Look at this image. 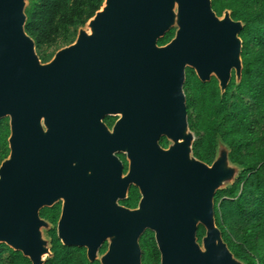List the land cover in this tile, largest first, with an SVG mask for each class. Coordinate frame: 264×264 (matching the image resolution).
<instances>
[{
    "label": "water",
    "instance_id": "95a60500",
    "mask_svg": "<svg viewBox=\"0 0 264 264\" xmlns=\"http://www.w3.org/2000/svg\"><path fill=\"white\" fill-rule=\"evenodd\" d=\"M27 6L0 0V121L8 118L10 129L0 164V244L46 264L53 253L42 227L50 223L40 210L62 201L57 237L86 247L90 262L142 264L140 239L151 231L160 264H244L224 241L214 209L216 192L243 168L220 139L212 164L194 156L183 90L187 67L203 83L214 77L221 94L233 70L241 81L243 22L229 10L218 16L212 0H104L74 43L42 62L25 30ZM172 28L173 39L158 45ZM117 113L128 171L108 193L106 176H68L90 169L70 154L68 133ZM131 185L140 192L136 208L111 203ZM105 240L109 248L98 257Z\"/></svg>",
    "mask_w": 264,
    "mask_h": 264
},
{
    "label": "trees",
    "instance_id": "16d2710c",
    "mask_svg": "<svg viewBox=\"0 0 264 264\" xmlns=\"http://www.w3.org/2000/svg\"><path fill=\"white\" fill-rule=\"evenodd\" d=\"M104 0H28L26 32L38 48L71 44L79 28L103 6ZM213 10L221 15L225 8L232 18L243 22L242 77L229 83L220 93L217 80L201 82L195 71H186L187 110L195 112L193 126L200 138L193 144V154L212 164L220 139L230 148L231 162L243 170L229 188L218 190L214 197L216 225L236 258L244 264H264V0H214ZM162 39L160 43H164ZM48 55H43L45 62ZM10 134L7 119L0 121V164L9 155ZM140 198L133 191L130 204ZM59 207L45 208L42 216L56 224ZM205 234L198 228L199 240ZM53 257L46 264H100L89 262L82 249L64 246L56 229L49 232ZM142 264H160L154 234L147 231L141 240ZM8 254V260L2 259ZM0 264H31L21 252L0 244Z\"/></svg>",
    "mask_w": 264,
    "mask_h": 264
},
{
    "label": "flooded vegetation",
    "instance_id": "af4514ba",
    "mask_svg": "<svg viewBox=\"0 0 264 264\" xmlns=\"http://www.w3.org/2000/svg\"><path fill=\"white\" fill-rule=\"evenodd\" d=\"M212 0V4H213ZM225 10L230 11V15L232 18V11L228 8H225L221 15L222 16ZM232 20H235L232 18ZM176 34V29L172 28L166 32V34L159 38L158 45L163 46L168 44L173 37ZM167 40L164 43H160L162 39ZM189 67L186 68V71ZM235 79V70L232 71V80ZM218 82V81H217ZM230 82V83H231ZM219 87V86H218ZM122 114L117 113L115 115H108L104 116L101 119L94 118L93 124L88 126H82V128H79L82 132L81 133H75V126H72L71 132L68 133V144H69V151L72 157H76L78 160L83 161L84 163H88L90 166V169L85 174H76L72 173L68 176H106L108 181H106L104 190L108 193L115 192L117 190V176H126V173L128 171V160L126 153L122 150V137L121 133L117 131L116 123L122 120ZM101 122V123H99ZM44 131L46 128H43ZM160 144L162 147L167 148L169 146V142L166 137L160 138ZM123 166V172L118 173L117 169L118 166ZM105 166L107 169V172H101L99 171L100 167ZM94 170V171H93ZM133 191H137L140 195L139 189L131 185L127 191V197L123 199L122 197L117 198L114 201H111V203H116L119 206L126 207L129 209H134L138 206L140 198L137 200L136 204L134 206H131L130 202V196ZM54 206L59 207V218L62 211V201H59ZM52 207H44L45 208H53ZM59 218L57 220L56 225L58 224ZM53 224V223H52ZM56 234H57V226H56ZM58 238V237H57ZM61 242V241H60ZM109 240H105L102 245L100 246L98 250V257L100 254H105L109 248ZM78 249H82L85 252L86 258L87 256V248L86 247H78V246H70ZM89 260V259H88ZM95 261H99V259H96ZM90 262V261H89ZM94 262V261H93ZM101 264V263H100Z\"/></svg>",
    "mask_w": 264,
    "mask_h": 264
},
{
    "label": "rangeland",
    "instance_id": "374dc122",
    "mask_svg": "<svg viewBox=\"0 0 264 264\" xmlns=\"http://www.w3.org/2000/svg\"><path fill=\"white\" fill-rule=\"evenodd\" d=\"M27 3H28V0H27ZM81 28H86V25L85 26H83V27H81ZM80 29V28H79ZM79 31V30H78ZM77 35H78V33H77ZM77 35H76V37H77ZM76 37H75V39H74V41L76 40ZM74 43V42H73ZM72 44V43H71ZM71 44H68V43H62V44H60V45H58V46H53V47H49V48H46V47H41V48H38L37 46H36V52H37V54L39 55V57H40V59L42 60V62H45L44 60H43V55H48L49 57L48 58H50V60L54 57V55L56 54V52L57 51H59L60 49H62V48H64V47H66V46H69V45H71ZM49 60V61H50ZM48 62V61H47ZM185 84H186V80H185V83H184V85H183V90H184V94H185V96H186V104H187V95H188V92H187V89H186V86H185ZM7 119V122H8V124H9V119L8 118H6ZM194 121H195V112H194V110L192 109V108H190V109H188V123H189V127H190V129H191V131L193 132V134H194V143L200 138V134L198 133V131L196 130V128L193 126V124H194ZM40 216L43 218V219H45L47 222H49L50 223V226H49V228H45V227H42V232H43V236H44V238L45 239H47V240H50V236H49V232L51 231V230H53V229H56V224H52L47 218H45V217H43L42 216V212H41V210H40ZM145 234H147V231L145 232V233H143V235L141 236V238L145 235ZM154 234V233H153ZM141 240V239H140ZM140 246H141V249H142V252L144 251V249H143V245L141 244V242H140ZM102 256V254H100L99 253V257H101ZM2 259L5 261V262H7V260H8V254L6 253V254H4L3 256H2Z\"/></svg>",
    "mask_w": 264,
    "mask_h": 264
}]
</instances>
